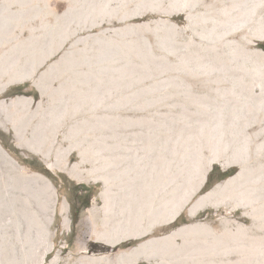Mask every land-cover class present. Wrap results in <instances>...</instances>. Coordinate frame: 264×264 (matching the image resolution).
Wrapping results in <instances>:
<instances>
[{
  "label": "rangeland",
  "instance_id": "1",
  "mask_svg": "<svg viewBox=\"0 0 264 264\" xmlns=\"http://www.w3.org/2000/svg\"><path fill=\"white\" fill-rule=\"evenodd\" d=\"M0 8V149L47 177L46 212L66 200L69 218L57 207L48 227L39 210L22 247L18 169L0 153V264L33 262L47 227L44 264H264V0ZM172 199L174 220L142 234Z\"/></svg>",
  "mask_w": 264,
  "mask_h": 264
},
{
  "label": "bare ground",
  "instance_id": "2",
  "mask_svg": "<svg viewBox=\"0 0 264 264\" xmlns=\"http://www.w3.org/2000/svg\"><path fill=\"white\" fill-rule=\"evenodd\" d=\"M1 9V8H0ZM1 14V13H0ZM37 14H38V10H37ZM32 16H33V14H32ZM204 18V17H203ZM236 21V20H235ZM128 27V26H127ZM235 31V30H234ZM17 59V58H16ZM220 61V60H219ZM159 62V61H158ZM187 63V62H186ZM16 64V63H15ZM9 65V64H8ZM8 65H5V67L8 69L9 67H10V65L8 66ZM13 66V65H12ZM52 69V68H51ZM10 70H11V68H10ZM24 74V73H23ZM27 75V74H26ZM179 84V83H178ZM53 97V96H52ZM20 101V100H19ZM248 105H250V104H248ZM64 106V105H63ZM74 108H75V106H74ZM65 109V108H64ZM63 109V110H64ZM259 110V109H258ZM66 111V110H65ZM246 111V110H245ZM251 111H252V107H251ZM255 111V110H254ZM64 112V111H63ZM241 112V111H240ZM255 113V112H254ZM58 114V113H57ZM66 114V113H65ZM241 114V113H240ZM251 114V113H250ZM56 115V114H55ZM247 115V114H246ZM59 116V115H58ZM61 117V116H60ZM252 117V116H251ZM34 118V117H33ZM89 118V117H88ZM250 118V117H249ZM41 119V118H40ZM26 122V121H25ZM29 123V122H28ZM49 123V122H48ZM30 125V124H29ZM40 126V125H39ZM44 126V125H43ZM43 126H42V129H43ZM48 127V126H47ZM56 128V127H55ZM118 128V127H117ZM229 129V128H228ZM26 130V129H25ZM38 130V129H37ZM213 130V129H212ZM36 131V130H35ZM46 131H48V130H46ZM76 131V130H75ZM83 131V130H82ZM88 131V130H87ZM27 133V132H26ZM39 133V132H38ZM17 134V133H16ZM21 134V133H20ZM19 134V135H20ZM25 134V133H24ZM37 134V133H36ZM35 134V135H36ZM45 134V133H44ZM21 135H23V134H21ZM32 135V134H31ZM54 135V134H53ZM42 135H40V137H41ZM22 137V136H21ZM23 137H25V136H23ZM33 137V136H32ZM105 137V136H104ZM18 138V137H17ZM43 138V137H42ZM35 139V138H34ZM56 139V138H55ZM145 139V138H144ZM32 141H33V139H32ZM36 141V140H35ZM40 141V140H39ZM39 141H36L35 143H39ZM133 141V140H132ZM54 142V141H53ZM243 142V141H242ZM263 142V141H262ZM33 143V142H32ZM34 143V144H35ZM75 143V142H74ZM23 144V143H22ZM26 144V143H25ZM31 144V143H30ZM29 144V145H30ZM56 144V143H55ZM113 144V143H112ZM142 144V143H141ZM152 144V143H151ZM41 145V144H40ZM75 146V145H74ZM108 146V145H107ZM110 146H111V144H110ZM135 147V146H134ZM151 147V146H150ZM225 147V146H224ZM50 148V147H49ZM104 148V147H103ZM110 148H112V146L110 147ZM110 148H109V150H110ZM137 148V147H136ZM264 148V147H263ZM90 149H92V148H90ZM84 150V149H83ZM103 150V149H102ZM161 150V149H160ZM173 150V149H172ZM194 150V149H193ZM215 150H217V149H215ZM108 151V150H107ZM170 151V150H169ZM214 151V150H213ZM219 150H217V152H218ZM224 151V150H223ZM109 152V151H108ZM146 152V151H145ZM0 153H1V155H2V157L3 158H5L8 162H9V164L10 165H12L11 166V168H13V169H18V173H16V180L18 181V184H19V186L18 187H20V190H18V193H19V195H18V198H20V202H21V204H23L24 205V207H25V212L23 211L22 212V214L20 215L19 213H16L17 215H20L18 218H16L17 219V225H18V237L20 238V240H22V247H24L25 245H26V243H27V239L29 238H31V228H32V226H34L33 225V221H34V217H36V215H37V212H39V210H40V214H41V216H44L45 218H47V223L46 224H48V227H49V225L51 224L52 225V223L54 222V219H55V215H56V209H57V198H55V201L53 202V204L51 205V209L49 208V210L47 209V211L48 212H46V205H44V202H43V198H44V196H43V193L45 192V191H49L51 194L52 193H54L55 194V192H56V190H55V187H54V185L52 184V182L47 178V177H45L44 175H42V174H36V173H33V174H27V173H25V170H27L26 169V167H24V166H21V165H19V163H17V161H15V160H13L6 152H4L2 149H0ZM246 153V152H245ZM129 154V153H128ZM133 154V153H132ZM237 154V153H236ZM110 155H111V153H110ZM199 155H201V154H199ZM217 155V154H216ZM215 155V156H216ZM107 156H108V154H107ZM140 156V155H139ZM147 156V155H146ZM159 156V155H158ZM189 156V155H188ZM212 156V155H211ZM214 156V155H213ZM218 156V155H217ZM101 157V156H100ZM105 157V156H104ZM114 157V156H113ZM117 157H119V155L117 156ZM125 157V156H124ZM207 157V156H206ZM239 157V156H238ZM237 157V158H238ZM101 158H103V157H101ZM247 158V157H246ZM65 159V158H64ZM100 159V158H99ZM106 159V158H105ZM108 159V158H107ZM130 159V158H129ZM244 159V158H243ZM193 161V160H192ZM226 161V160H225ZM118 162V161H117ZM109 163V162H108ZM158 163V162H157ZM51 164V163H50ZM106 164H107V162H106ZM110 164V163H109ZM103 166V165H102ZM121 166V165H120ZM124 166H126V165H124ZM165 166V165H164ZM101 167V166H100ZM28 168V167H27ZM77 168V167H76ZM175 168V167H174ZM183 168V167H182ZM8 169V168H7ZM6 169V170H7ZM106 169V168H105ZM116 169V168H115ZM114 169V170H115ZM124 169V168H123ZM121 170V171H124V170ZM199 169V168H198ZM79 170V169H78ZM130 170V169H129ZM200 170H203V169H200ZM259 170V169H258ZM13 171V170H12ZM80 171V170H79ZM203 171H205V170H203ZM10 172V171H9ZM8 172V173H9ZM94 172V171H93ZM109 172V171H108ZM197 172V171H196ZM99 172H97V174H98ZM166 173V172H165ZM198 174V173H197ZM196 174V175H197ZM114 174H112V176H113ZM117 175V174H116ZM111 177V176H110ZM110 177L109 176H107L106 174H105V176L103 177V179L102 180H104V184H107V185H110ZM154 177V176H153ZM197 177V176H196ZM237 177H239V174H237V175H235L232 179H235V178H237ZM178 178V177H177ZM179 179V178H178ZM184 179V178H183ZM197 179V178H196ZM199 181H198V184H197V187L196 188H190V189H188L184 194H183V199L182 200H184V203L183 202H181V204L183 203V204H185L188 200H190L189 198L191 197V195L195 192V190H197L201 185H202V183H203V181H204V179H205V173L204 172H202V171H200V173H199ZM242 179V178H241ZM128 180V179H127ZM194 180V179H193ZM230 180V179H229ZM237 180H238V178H237ZM7 181V180H6ZM167 181V180H166ZM2 183H3V180H2ZM10 183V182H9ZM14 183V182H13ZM135 183V182H134ZM238 183V182H237ZM133 184V183H132ZM225 184H227V182H225ZM224 184V185H225ZM141 186V185H140ZM226 186H228V185H226ZM230 186V185H229ZM18 187H17V189H18ZM143 187V186H142ZM188 187H190V186H188ZM192 187V186H191ZM232 187H234V186H232ZM263 187V186H262ZM186 188V187H185ZM261 188V187H260ZM11 189V188H10ZM187 189V188H186ZM138 190V189H137ZM190 190H192L191 192H190ZM11 191V190H10ZM109 191V190H108ZM139 191V190H138ZM146 191V190H145ZM157 191V190H156ZM188 191H189V193H188ZM116 192V191H115ZM115 192H113V193H115ZM257 192V191H256ZM260 192V191H259ZM110 193H111V191H110ZM112 193V194H113ZM122 193V192H121ZM264 193V192H263ZM124 194V193H123ZM122 194V195H123ZM129 194V193H128ZM132 194V193H131ZM135 194V193H134ZM8 195V194H7ZM12 195V194H11ZM105 195H107V193H105ZM114 195V194H113ZM206 195H207V193H206ZM109 196V195H108ZM115 196V195H114ZM121 196V195H120ZM53 197V196H52ZM110 197V196H109ZM175 197V196H174ZM111 198V197H110ZM109 198V199H110ZM113 198V197H112ZM126 199H127V197H126ZM203 199V198H202ZM202 199H200L199 200V202L202 200ZM207 199V198H206ZM259 199H260V197H259ZM53 200V199H52ZM104 200V199H103ZM115 200V199H114ZM129 200V199H128ZM144 200V199H143ZM208 200V199H207ZM3 201V200H2ZM48 201V200H47ZM155 201V200H154ZM172 201H174V203H173V205H172V212H170V214L167 216V218H164V220H161V222H160V220H159V217H156V218H158L157 220H153V221H151L149 224H147V228L142 232V234H149L151 231H152V228L155 226V225H157V224H159V223H164V222H171L172 220H174V218L178 215V212H179V210L181 209V207H182V205L180 204V203H178V202H180V201H178L177 202V200H173L172 199ZM206 201V200H205ZM251 201V200H250ZM253 201V200H252ZM10 202V201H9ZM203 202V201H202ZM59 203V202H58ZM104 203V202H103ZM189 203V202H188ZM46 204H48L47 202H46ZM169 205H171V204H169ZM239 205V204H238ZM3 206V205H2ZM1 206V207H2ZM5 206V205H4ZM114 204L111 202V201H109V202H107V201H105V205H104V207H105V211L104 212H108V213H106V214H108V217H112V215H113V211H114ZM161 206V205H160ZM184 206H186V205H184ZM200 206V205H199ZM262 206V205H261ZM7 207V206H6ZM47 207H50V206H47ZM165 207L166 206H161V207H159V208H162L163 210L165 209ZM4 208V207H3ZM15 208L17 209L18 207L17 206H15ZM59 209L58 210H60L59 212H61L62 214H64V216H63V224H64V226L65 227H67L68 226V224H69V218H68V216H67V210H68V203H67V201L66 200H63L60 204H59V207H58ZM183 208V207H182ZM262 208H264V207H262ZM1 209V208H0ZM23 208H21V210H22ZM171 209V208H170ZM19 210V209H18ZM20 210V211H21ZM3 211V210H2ZM16 212V211H15ZM96 212V211H95ZM194 212V211H193ZM1 213V212H0ZM155 213V212H154ZM39 215V214H38ZM164 216V215H163ZM21 217H22V221H24V224H26V226H27V230H25L24 231V233L22 234V229H21V225H20V220H21ZM118 217V216H117ZM40 219H42V218H40ZM147 219V218H146ZM6 220V219H5ZM8 221L10 220V219H7ZM107 220V219H106ZM117 220V219H116ZM43 221H45V220H43ZM112 222H113V220H112ZM43 223V222H42ZM124 223H126V225L127 226H125V224ZM120 225L122 224V222L121 223H119ZM119 224H117V226L119 225ZM123 224H124V230H122V231H128V229L130 230L131 228V226H132V224L133 223H131L130 221H129V219H126L125 221H123ZM41 225V224H40ZM107 225H108V223H107ZM131 225V226H130ZM45 228V232H44V239L42 240L43 242H42V244L38 247V248H35V250H34V252H35V259L33 260V262L31 261V263H29V264H44V262H45V258H46V254H47V251L49 250V249H51L52 248V242H51V231L49 230V228ZM119 227V226H118ZM38 228V227H37ZM38 230H40V229H38ZM44 230V229H43ZM105 230V229H104ZM13 231V230H12ZM116 231H118V230H116ZM32 232H34V231H32ZM39 232V231H38ZM117 233V232H116ZM126 233V232H125ZM41 236V235H40ZM42 237V236H41ZM109 237V236H108ZM32 240V239H31ZM14 242V241H13ZM26 242V243H25ZM33 242V241H32ZM15 243V242H14ZM3 245V244H2ZM4 246V245H3ZM17 251V250H16ZM33 252V249H32V251H31V253L33 254L34 253ZM12 254H14V253H12ZM22 256L23 257H25L27 260L26 261H28L29 260V258H30V253H29V251L26 249V248H22ZM34 257V256H33ZM54 261V260H53ZM28 262H30V261H28ZM28 262H26V264H28ZM56 262V261H55ZM54 263V262H53ZM224 264V263H223Z\"/></svg>",
  "mask_w": 264,
  "mask_h": 264
},
{
  "label": "trees",
  "instance_id": "3",
  "mask_svg": "<svg viewBox=\"0 0 264 264\" xmlns=\"http://www.w3.org/2000/svg\"><path fill=\"white\" fill-rule=\"evenodd\" d=\"M230 172H231V171L221 172L220 177H224V176H226L227 174H229Z\"/></svg>",
  "mask_w": 264,
  "mask_h": 264
},
{
  "label": "water",
  "instance_id": "4",
  "mask_svg": "<svg viewBox=\"0 0 264 264\" xmlns=\"http://www.w3.org/2000/svg\"><path fill=\"white\" fill-rule=\"evenodd\" d=\"M225 170V169H224Z\"/></svg>",
  "mask_w": 264,
  "mask_h": 264
}]
</instances>
